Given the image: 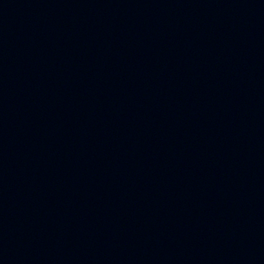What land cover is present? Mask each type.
<instances>
[{"label":"water","instance_id":"1","mask_svg":"<svg viewBox=\"0 0 264 264\" xmlns=\"http://www.w3.org/2000/svg\"><path fill=\"white\" fill-rule=\"evenodd\" d=\"M0 264H264V0H0Z\"/></svg>","mask_w":264,"mask_h":264}]
</instances>
